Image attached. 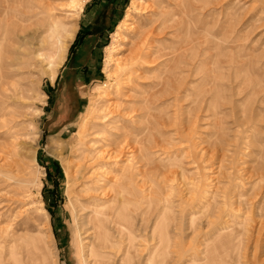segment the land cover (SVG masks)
I'll list each match as a JSON object with an SVG mask.
<instances>
[{"label": "rangeland", "instance_id": "obj_1", "mask_svg": "<svg viewBox=\"0 0 264 264\" xmlns=\"http://www.w3.org/2000/svg\"><path fill=\"white\" fill-rule=\"evenodd\" d=\"M131 3L82 0L62 64L58 54L33 60L32 67H11L9 73L8 62L3 63V82L20 84L15 93L3 92L0 117V151L9 148L16 161L0 173V236L16 238L7 243L12 257L5 262L36 264L28 248L45 237L54 264H86L82 207L86 184L94 186L86 179L94 168L77 164L89 147L111 150L121 144L125 148L117 159L131 156L136 162L139 152L130 150L136 143L124 133L136 135L146 127L149 134L157 125V141L146 142L155 152L141 167L146 179L141 172L138 187L149 194V205L154 190L161 194L175 220L162 224L159 238L152 234L156 214L151 209L147 229L135 228L141 264L162 252L164 264H264V0H141L137 11ZM129 13L132 24L117 37ZM168 14L178 23L166 22ZM14 19L0 9L2 26ZM173 41L181 52L179 79L163 86L157 109L149 112L151 121L140 120L146 112L141 88H156L153 78L138 75L154 72V64L139 59L131 66L138 71L127 69L117 82L105 70L111 48L128 58L136 44L146 51L167 49ZM13 45L0 39V50ZM5 52L4 60L16 57ZM168 60L166 54L158 60L165 64L163 76ZM98 87L108 95L102 97ZM115 104L122 107L116 111ZM92 107L104 110L80 133ZM128 111L139 123L119 118Z\"/></svg>", "mask_w": 264, "mask_h": 264}, {"label": "bare ground", "instance_id": "obj_2", "mask_svg": "<svg viewBox=\"0 0 264 264\" xmlns=\"http://www.w3.org/2000/svg\"><path fill=\"white\" fill-rule=\"evenodd\" d=\"M20 2H17L16 0H0V9L3 10V13H5L6 15L11 13L15 18L13 21L7 20L5 26H2V23H0V39L2 41V45H4L6 41L14 42V47H8V51L12 54H15L16 56L14 60H4L3 55L4 51L8 52L7 48L5 50L4 46L0 50L1 118L3 117L2 114L4 112L2 105L5 100L3 98V92L15 93L19 90L20 87V84L17 82L11 84H8V82H3V78L6 74V72L4 71L3 63L8 62L9 64V67L6 70L7 73L11 71V67H32L36 65L34 64L33 60L38 62V59L44 56L49 57L55 54H58V64H62L67 56L70 43L74 40L76 30L78 28L77 21L79 16L77 10L82 7V0H21ZM140 6L141 0H132L130 9L132 11H137ZM15 7H18L19 9H15ZM126 15L127 16L122 21L121 26L118 27V30L116 32L117 37L121 35L122 29H127L129 25L132 24L131 22H129L131 13ZM168 15L170 16V18L168 17V20H166V22L172 21L174 23H178V20L175 18V14ZM141 46L140 44L134 45L132 51H130L131 55L128 58L119 57V55L117 54V47H112L109 59L107 58L108 64L106 65L105 70L108 74L107 76L115 78V80L117 78L118 82V77L120 74L125 73L127 69H135L136 67H131L135 63H141L142 60L139 61V59H143V61L147 64H154L151 67L152 71L154 72L149 75H147L145 72L138 75V79H154L153 88L156 89L146 90L144 89V87H142L140 91V96L143 97V99L140 100V103L143 104L141 106L143 107V110L146 111L144 114L140 115V120H147L150 122L151 116L149 117V112H154L157 109L159 96L162 90H164L163 86L165 84L167 86H170V83H175L178 81L177 79H179L177 78V75H179L178 66L179 63H181V52L179 53L180 47L179 42L177 41L171 42L167 49H164L162 45V47L160 46L156 50L148 47V49L144 51L142 50ZM164 50L168 51L164 53ZM43 52H46V54H43ZM165 54L169 56V60L167 61L168 63H166V66H169V69H167L168 75L163 76L164 71H162V68L160 67L164 66L165 64L163 62H158V60ZM141 65H144V63L142 62ZM137 66L139 67V65ZM141 68L140 70H142ZM137 71L138 70H133V72ZM157 71L160 72L155 73ZM129 74H131V72ZM54 75L55 72L53 71L51 75L53 79L55 77ZM100 89L101 87H98V90ZM99 94L102 97L108 95L107 91L101 90L99 91ZM120 106V104L114 105L116 111L119 110ZM109 107L111 106L109 105ZM102 110H104V108L99 107H92L89 110L84 122L81 124L82 130L80 133H83L87 130L89 120L93 118L97 112ZM136 110L137 109L133 111ZM128 112H125L119 118L125 120L127 123H139L138 119H135V117L130 114L132 112ZM3 123L6 122L3 121ZM156 127L158 126L156 125ZM156 127L154 126L149 134L145 130L146 127L141 128L139 133H137L136 135H133L129 129L124 133V135H126L127 137L132 136V141L136 143L135 145L130 147L132 148L130 150L133 154L139 152V154H137V156L135 157L138 158L136 162L131 161L133 159L131 158V156H127L123 161L117 159L120 156V153H123V149L125 148H123L125 144L123 146L121 144L117 148L111 150H108L106 148L102 149L97 146L89 147V154H84L81 157L82 160L77 164V168L79 169L83 168L86 165L87 167L94 168L93 170L90 169V171H92L91 173L89 171V175L86 177V179H89L93 182L94 186L86 184L87 186L84 191L86 190L87 192V199L86 202L84 201L85 204L82 207V209L86 211V216L84 217L85 221H83L81 228L82 230H84V233H86L85 235L87 237V250L85 257L86 264H141L142 252L133 245V242H136L133 241V235L136 231L135 228L137 227V231L140 230V232L147 229V225L150 220L149 215L152 212L151 209H153V211H155L154 213L156 214L155 225L152 234L160 236L159 238H162L164 236L162 224L166 222L170 223L171 221L174 222L175 219L173 216H171V211L167 210L165 206L162 205L161 194L157 193L154 190L155 196L152 197V203L150 202L151 204L149 205V194H144L146 190L141 189L142 185H139L140 187H138L139 181H137V176L141 174V172L144 173L141 167L150 164V162L152 161V154L155 152V150L152 151V147L146 145V142H150L151 140H154L155 142L157 141L156 135L159 132ZM53 146L54 144L51 143V147ZM11 155L12 152L7 147L2 148V151H0V173L4 171V168L7 170L6 167H13V162L16 161L12 159ZM85 161H88V164L82 163ZM98 168L105 169L102 175L96 172V169ZM117 172H121L120 177L115 174ZM5 176L8 177V175L6 174ZM144 176L146 179L145 173L142 177L143 180ZM8 179L10 178L8 177ZM143 182L145 181H142L141 184ZM158 185H160L159 182L153 181L154 187L157 188ZM145 198L148 202V207L146 209L144 207ZM7 237L5 238L0 236V238L2 239V241H0V264H7L5 262L6 258L12 257L10 250L7 249V243H9V240H16V238L14 237V235L11 237L9 236L10 238ZM44 238H38V242L36 243L37 245L32 244L33 247H27L30 253L29 256L36 264H49V262L54 264L55 261L52 256V252L49 251L47 241ZM146 238L147 237H145L144 239ZM161 255L163 256V252L161 253ZM161 255L158 259H153L150 257L147 260L146 264H164L165 260ZM18 259L22 258L20 257ZM20 263L17 262V264Z\"/></svg>", "mask_w": 264, "mask_h": 264}, {"label": "crops", "instance_id": "obj_3", "mask_svg": "<svg viewBox=\"0 0 264 264\" xmlns=\"http://www.w3.org/2000/svg\"><path fill=\"white\" fill-rule=\"evenodd\" d=\"M90 30H91V28L89 29V31H90ZM89 31L87 32V34H90V33H91V32H89ZM99 32H100V31H99Z\"/></svg>", "mask_w": 264, "mask_h": 264}]
</instances>
